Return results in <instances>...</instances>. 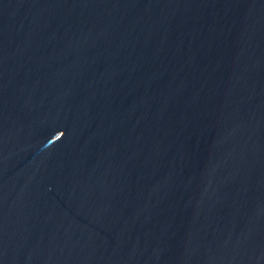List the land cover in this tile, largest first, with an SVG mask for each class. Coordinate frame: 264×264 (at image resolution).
<instances>
[{
    "label": "water",
    "instance_id": "95a60500",
    "mask_svg": "<svg viewBox=\"0 0 264 264\" xmlns=\"http://www.w3.org/2000/svg\"><path fill=\"white\" fill-rule=\"evenodd\" d=\"M0 264H264V0H0Z\"/></svg>",
    "mask_w": 264,
    "mask_h": 264
}]
</instances>
